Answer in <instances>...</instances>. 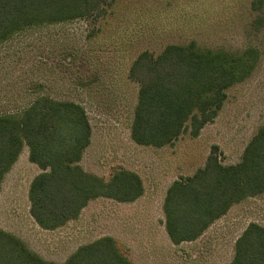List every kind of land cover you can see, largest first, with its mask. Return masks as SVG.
<instances>
[{
    "label": "rangeland",
    "instance_id": "374dc122",
    "mask_svg": "<svg viewBox=\"0 0 264 264\" xmlns=\"http://www.w3.org/2000/svg\"><path fill=\"white\" fill-rule=\"evenodd\" d=\"M255 1L112 0L102 18L36 25L1 44L0 116L22 114L39 98L81 105L92 136L79 165L104 181L118 170L136 172L145 193L132 203L98 198L78 219L44 230L29 200L42 170L25 144L1 184L0 229L56 264L105 236L135 264H231L246 227H264V194L234 205L199 240L179 247L165 234L163 204L172 183L204 167L213 147L223 165L238 164L264 125V27L254 25ZM193 41L213 51L256 48L259 61L249 78L227 90L219 116L198 137L187 132L172 146L138 145L131 137L139 91L129 79L133 61L142 52L158 56L168 45Z\"/></svg>",
    "mask_w": 264,
    "mask_h": 264
},
{
    "label": "trees",
    "instance_id": "16d2710c",
    "mask_svg": "<svg viewBox=\"0 0 264 264\" xmlns=\"http://www.w3.org/2000/svg\"><path fill=\"white\" fill-rule=\"evenodd\" d=\"M112 0H0V45L41 24L102 18ZM254 23L264 27V0ZM259 51L242 53L168 45L158 56L145 51L132 63L129 79L139 85L131 125L135 143L163 148L184 133L198 137L227 101V90L253 73ZM92 127L84 108L74 102L39 98L22 114L0 116V193L5 175L24 145L41 170L29 188L30 213L44 230H56L80 217L84 208L104 197L132 203L145 193L141 177L118 170L109 181L79 165L91 144ZM192 176L168 188L163 204L165 230L178 246L199 239L236 204L264 194V125L235 165H223L216 153ZM0 264H56L32 252L16 236L0 229ZM64 264H135L113 237L80 247ZM231 264H264V227L250 223L235 242Z\"/></svg>",
    "mask_w": 264,
    "mask_h": 264
},
{
    "label": "crops",
    "instance_id": "0c3cea01",
    "mask_svg": "<svg viewBox=\"0 0 264 264\" xmlns=\"http://www.w3.org/2000/svg\"><path fill=\"white\" fill-rule=\"evenodd\" d=\"M89 146H90V145H89ZM164 222H165V221H164ZM164 222H163V223H164ZM211 227H212V226H211ZM164 230H165V225H164ZM165 232H166V230H165ZM165 234L167 235V237H168V239H169V242H170L173 246H175V247H179L180 245L183 244V243H182V244H180V245H178V246L174 245V244L171 242V240H170V238H169L167 232H166ZM240 236H241V235H240ZM240 236H239V237H240ZM239 237H238V238H239ZM238 238H237V239H238ZM197 240H199V239H197ZM197 240H196V241H197ZM196 241H192V242H190V243H193V242H196ZM184 243H188V242H184Z\"/></svg>",
    "mask_w": 264,
    "mask_h": 264
}]
</instances>
